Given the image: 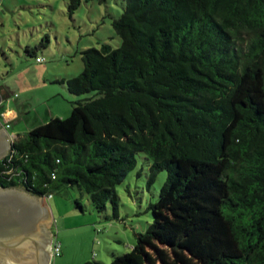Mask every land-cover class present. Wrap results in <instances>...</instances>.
<instances>
[{"label":"trees","instance_id":"trees-1","mask_svg":"<svg viewBox=\"0 0 264 264\" xmlns=\"http://www.w3.org/2000/svg\"><path fill=\"white\" fill-rule=\"evenodd\" d=\"M123 2L119 47L82 51V72L58 81L90 96L13 142L0 188L75 187L116 217L142 154L147 184L166 179L152 223L110 264H264V0Z\"/></svg>","mask_w":264,"mask_h":264},{"label":"rangeland","instance_id":"rangeland-1","mask_svg":"<svg viewBox=\"0 0 264 264\" xmlns=\"http://www.w3.org/2000/svg\"><path fill=\"white\" fill-rule=\"evenodd\" d=\"M123 4V0L104 4L82 0L70 16L66 0H0V97L6 96L0 110L16 114L7 127L10 136L20 139L53 118L65 119L73 103L90 96L70 95L58 81L82 72V51L98 49L102 43L119 47L112 22L121 15ZM37 57L43 62L37 63ZM149 167L144 155H136L135 168L115 187L116 217L109 204L97 213L75 187L54 193L48 199L50 231L61 249L50 264H110L112 254L129 252L136 234L152 223L148 207L157 201L166 179L164 171L158 172L148 185Z\"/></svg>","mask_w":264,"mask_h":264},{"label":"water","instance_id":"water-1","mask_svg":"<svg viewBox=\"0 0 264 264\" xmlns=\"http://www.w3.org/2000/svg\"><path fill=\"white\" fill-rule=\"evenodd\" d=\"M13 142L0 129V161L10 155ZM51 221L45 197L20 185L0 188V264H50Z\"/></svg>","mask_w":264,"mask_h":264},{"label":"crops","instance_id":"crops-1","mask_svg":"<svg viewBox=\"0 0 264 264\" xmlns=\"http://www.w3.org/2000/svg\"><path fill=\"white\" fill-rule=\"evenodd\" d=\"M4 98H6L5 93L3 94L1 100H3ZM1 106L2 105H0V108H1ZM0 114H1V118L3 119V122L0 120V129H2L3 131H6V133L9 135V133L7 132L6 124H7L8 120L11 121L14 117H16V114L11 109H1ZM10 137L13 138V141L17 139L15 136H10ZM47 202H48V200H47Z\"/></svg>","mask_w":264,"mask_h":264},{"label":"built area","instance_id":"built-area-1","mask_svg":"<svg viewBox=\"0 0 264 264\" xmlns=\"http://www.w3.org/2000/svg\"><path fill=\"white\" fill-rule=\"evenodd\" d=\"M36 62L37 63H42L43 62V59L41 58H36ZM9 120L6 124V127H8V124H9ZM49 198H51V196H49L48 198H46V200H48ZM60 244L58 242H56L54 239L52 241V244H51V259L52 258H55V257H59L60 255Z\"/></svg>","mask_w":264,"mask_h":264}]
</instances>
